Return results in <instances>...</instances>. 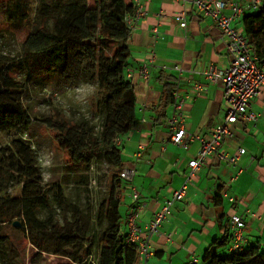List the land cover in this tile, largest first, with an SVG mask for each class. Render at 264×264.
<instances>
[{
	"label": "trees",
	"instance_id": "trees-1",
	"mask_svg": "<svg viewBox=\"0 0 264 264\" xmlns=\"http://www.w3.org/2000/svg\"><path fill=\"white\" fill-rule=\"evenodd\" d=\"M38 4V15L30 22L39 46L22 47L13 57L0 53V132L11 134L10 142L0 146V264H22L7 230L14 221L38 254L63 256L70 264H139L137 243L128 239L122 227L135 207L130 206L122 218L123 157L117 143L138 122L132 77L127 75L133 24L128 25L126 17L133 15L134 5L130 0H39ZM6 10L15 25L31 16L21 1ZM241 22L260 63L264 59V0L257 9L244 12ZM14 72L21 77L15 78ZM41 76L47 79L46 89L56 95L92 84L99 121L92 122L76 109L64 115L51 99H46L51 114L31 115L24 96ZM167 81L162 108L173 101L175 77L169 75ZM34 120L50 130L67 153L72 171L79 172L72 181L77 188L87 184L92 164L107 166L108 187L95 210L91 204L81 206L59 183L46 189L33 143L26 137ZM15 185L20 188L19 197L7 193ZM188 264H264V249L256 242L232 250L224 235Z\"/></svg>",
	"mask_w": 264,
	"mask_h": 264
},
{
	"label": "crops",
	"instance_id": "crops-1",
	"mask_svg": "<svg viewBox=\"0 0 264 264\" xmlns=\"http://www.w3.org/2000/svg\"><path fill=\"white\" fill-rule=\"evenodd\" d=\"M146 12L134 20L129 41V67L142 62L153 65L148 80L137 74L131 78L138 122L121 137L122 168L134 169L133 179L123 181L125 216L130 206H139L137 225L143 228L155 213L161 211L173 192L183 183L189 160L196 157L200 143L189 141L186 147L169 140L167 119L171 106L162 108L163 89L168 76H176L172 67L182 63L179 93H191L198 81L207 89L184 104L185 127L191 134L209 138L214 127L223 122L225 102L219 83L208 82L196 73L209 65L225 69L229 56L222 32L214 21L195 6H183L180 0H140ZM231 3L233 0H223ZM242 5L247 0H238ZM186 9L185 28L175 14ZM229 13L227 7L223 10ZM242 28L240 19L231 22ZM249 111L256 120H239L231 125L232 137H224L220 148L231 154L238 147L245 153L236 164L208 155L201 169L187 185L185 195L170 206L158 231L149 241L153 255L146 264H188L198 260L214 239L227 235L231 242L229 216L242 215L244 244L259 242L264 249V94L252 99ZM143 144L140 155L137 147ZM133 187L137 201L130 197ZM225 195V197L223 196ZM234 197L231 203L227 198ZM128 232L126 225H122Z\"/></svg>",
	"mask_w": 264,
	"mask_h": 264
},
{
	"label": "built area",
	"instance_id": "built-area-1",
	"mask_svg": "<svg viewBox=\"0 0 264 264\" xmlns=\"http://www.w3.org/2000/svg\"><path fill=\"white\" fill-rule=\"evenodd\" d=\"M134 5L133 15L127 16L128 25H132L134 20L143 16L146 12L145 7L140 0H130ZM183 6L187 4L195 6L204 15L209 16L216 26L222 32L226 52L229 56L228 66L221 70L215 65H209L201 71H196L203 76L208 82L219 83L223 89V99L225 102V116L222 123L213 128L209 138L199 137L196 134H191L185 127V111L184 104L187 99L199 95L207 89V85L201 82H194L191 85V93L180 95L179 85L181 81V73L183 70L182 63L175 64L172 69L175 71V87L172 91L173 101L171 103V114L167 119V124L170 129L169 140L177 146L186 147L187 143L193 139H197L200 147L196 157L189 160L188 170L185 173V178L182 185L173 192L172 198L169 199L162 207L161 211L155 213L152 219L145 223L143 228L137 225L139 215V206L131 209L125 219V225L128 228V239L137 243L139 264H146L147 260L153 255L150 248V237L154 232L158 231L161 221L169 212L170 206L176 200L184 197L187 185L191 182L193 176L198 172L205 163L208 155H215L217 158L224 160L230 164H236L240 155L245 153L243 147H238L235 152L228 154L221 150L220 144L224 137H232L233 130L231 125L239 120H256L258 114L249 111L252 99L264 94V59L258 62V59L253 55L248 39L243 30L235 28L231 22L235 19H240L244 12L255 10L260 6L262 0H247L245 4H241L238 0H233L231 3H226L223 0H180ZM229 8L230 12L225 13L223 10ZM175 20L179 26L185 28L186 9L183 8L175 14ZM153 65L151 62H142L136 69H129L128 77H133L137 74L143 80H148L152 71ZM121 137L117 138V143L120 144ZM143 144L137 147L136 155H140L143 149ZM134 169L132 167L122 168L120 177L130 182L133 179ZM130 197L137 201L138 195L133 187ZM225 197V195H223ZM231 203L235 202L234 197L227 198ZM244 220L242 215L232 213L229 216L230 226V249H237L244 244L243 227ZM196 261V260H194ZM191 261V262H194ZM190 262V263H191Z\"/></svg>",
	"mask_w": 264,
	"mask_h": 264
},
{
	"label": "rangeland",
	"instance_id": "rangeland-1",
	"mask_svg": "<svg viewBox=\"0 0 264 264\" xmlns=\"http://www.w3.org/2000/svg\"><path fill=\"white\" fill-rule=\"evenodd\" d=\"M14 1H21L26 5L27 11L31 14L27 22L21 24H12L8 19L7 7L12 5ZM39 0H0V53H6L9 56H16L22 47L29 49L38 47V43L31 33V17L38 12L40 4ZM38 13L35 15L37 16ZM240 29V28H238ZM13 76L17 79L21 77L14 72ZM46 77L37 78L35 85H30L25 94V103L31 115L51 114V105L46 103V99H51L60 107V111L64 115L71 114L76 109L87 116L92 122L97 123L99 119L95 113L94 105V86L92 84H83L73 89H67L65 93L55 94L44 86L47 81ZM225 106V105H224ZM26 137L29 138L34 146L37 154V165L41 171L42 181L46 189L53 187L55 183H59L69 197H74L77 202L83 206L84 204L93 205L96 208V202L105 194L108 187L107 178L109 170L104 163L92 164L89 168L86 183L83 187L77 188L72 181L76 178L77 171H72L69 166L68 156L55 141L53 133L44 125L37 121H32L27 130ZM11 134L0 132V146H4L10 142ZM11 197L20 196V188L13 186L7 190ZM124 195L120 205L122 218L125 217V198ZM10 239L13 245L19 251L22 258V264H70L69 259L50 253L38 254L37 249L22 234L12 226H7ZM92 261V260H91ZM151 264V263H150Z\"/></svg>",
	"mask_w": 264,
	"mask_h": 264
},
{
	"label": "water",
	"instance_id": "water-1",
	"mask_svg": "<svg viewBox=\"0 0 264 264\" xmlns=\"http://www.w3.org/2000/svg\"><path fill=\"white\" fill-rule=\"evenodd\" d=\"M12 226H13V227H20V223H19L18 221H14V222L12 223Z\"/></svg>",
	"mask_w": 264,
	"mask_h": 264
}]
</instances>
